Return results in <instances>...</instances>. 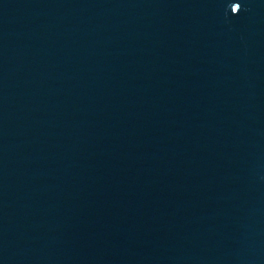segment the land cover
I'll return each mask as SVG.
<instances>
[{
    "label": "water",
    "instance_id": "obj_1",
    "mask_svg": "<svg viewBox=\"0 0 264 264\" xmlns=\"http://www.w3.org/2000/svg\"><path fill=\"white\" fill-rule=\"evenodd\" d=\"M0 264H264V0H0Z\"/></svg>",
    "mask_w": 264,
    "mask_h": 264
}]
</instances>
